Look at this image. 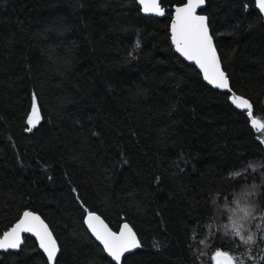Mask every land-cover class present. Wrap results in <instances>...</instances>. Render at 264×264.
<instances>
[{
    "label": "trees",
    "instance_id": "16d2710c",
    "mask_svg": "<svg viewBox=\"0 0 264 264\" xmlns=\"http://www.w3.org/2000/svg\"><path fill=\"white\" fill-rule=\"evenodd\" d=\"M182 2L160 0L161 17L136 0H0V232L27 208L57 238L59 264H116L83 225L95 211L136 233L127 264H215L217 250L264 264V134L174 52L168 21ZM201 11L232 92L264 123L254 0ZM33 94L40 123L28 132ZM233 221L253 243L237 242ZM0 264L47 262L23 235Z\"/></svg>",
    "mask_w": 264,
    "mask_h": 264
},
{
    "label": "snow or ice",
    "instance_id": "6c2138e0",
    "mask_svg": "<svg viewBox=\"0 0 264 264\" xmlns=\"http://www.w3.org/2000/svg\"><path fill=\"white\" fill-rule=\"evenodd\" d=\"M142 5V10L146 14L155 16H165L166 12L161 7L160 0H138ZM205 4V0H186L182 6L175 8V19L171 25V39L175 45V50L189 61H194L203 70V78L217 89H226L232 93L229 79L221 68V59L217 54L214 45V36L210 32L208 18L204 15H197L196 10ZM257 7L264 12V0H256ZM135 47L138 49L140 43L137 40ZM130 55H132L130 53ZM132 59L135 56L132 55ZM229 99L236 108L246 112L248 117H253V104L244 97L230 95ZM40 123L37 107V96L33 94L31 111L26 118L29 125L25 130L31 132ZM251 124L264 134V123L258 119H252ZM232 176L239 173H232ZM159 178H157V181ZM75 191V189L73 190ZM82 206H84L82 204ZM242 220H247L253 216L252 208L241 209ZM87 228L91 231L97 241L103 245L104 251L116 264H120L123 258L127 264L128 256L134 250L142 247L137 239L136 233L128 223H124L119 232L112 231L108 225L95 212L88 211L85 217ZM227 227V226H225ZM244 224L233 221L231 231L238 238V243L247 245L254 242L253 235L243 231ZM21 233H33L39 238V247L46 254L47 264H59V255L62 248L58 245L57 238L49 230L47 224L35 213L25 210L14 226L8 231H4L0 236V250L18 249L21 246ZM127 254V255H126ZM215 264H240L238 259L227 251L217 250L212 256Z\"/></svg>",
    "mask_w": 264,
    "mask_h": 264
},
{
    "label": "water",
    "instance_id": "95a60500",
    "mask_svg": "<svg viewBox=\"0 0 264 264\" xmlns=\"http://www.w3.org/2000/svg\"><path fill=\"white\" fill-rule=\"evenodd\" d=\"M136 3H137V5L139 6V10H140V12L142 13V14H144V15H152V14H146V13H144L143 12V10H142V5L138 2V0H136ZM186 3V0H183V2L182 3H179V4H175V5H172L171 6V16H170V19H169V21H168V28H167V31H168V36H169V40H170V43L172 44V47H173V50H174V52L179 56V57H181L186 63H188V64H192L194 67H195V69L199 72V74H200V77H201V79H202V81L203 82H205L208 86H210V87H212V88H214V89H217V88H215L213 85H211V84H209L204 78H203V70L199 67V65H197L194 61H189V60H187L184 56H182L179 52H177L176 50H175V45H174V43H173V41H172V39H171V25H172V23L174 22V19H175V8L177 7V6H182V5H184ZM205 5V4H204ZM204 5L203 6H201V8H198L197 10H196V14L197 15H204V16H206V14L205 13H203L202 11H201V9L202 8H204ZM254 5H255V7H256V9H258V11L260 12V14H261V16L263 17V19H264V12H262L258 7H257V4H256V0H254ZM163 8V7H162ZM207 17V16H206ZM218 54V53H217ZM221 68H222V66H221ZM223 70V69H222ZM224 71V70H223ZM225 72V71H224ZM217 90H221V91H226V92H228L226 89H217ZM234 92H232V93H229L228 92V94H229V96H228V101L230 102V104H232L234 107H235V105L231 102V100L229 99V97H230V95H232ZM235 95H238V94H236V93H234ZM238 96H241V95H238ZM241 97H243V96H241ZM245 98V97H244ZM236 108V107H235ZM236 109H238V108H236ZM238 110H241V109H238ZM246 113V112H245ZM246 116H247V114H246ZM247 118H248V121H249V125L251 126V128H253V129H255V130H258L256 127H253L252 126V124H251V120L252 119H257L256 117H248L247 116ZM25 210H28V211H31V212H33V213H35L36 215H38V216H40L37 212H35V211H33V210H30V209H27V208H24V209H22L20 212H19V214H18V216L16 217V219L6 228V229H4L3 231H1L0 232V236H2V234H3V232L4 231H8V230H10V228L12 227V226H14L15 225V223H17L18 222V220L21 218V216H22V214H23V212L25 211ZM92 212H95V211H92ZM97 215H99L100 217H101V219L102 220H104L103 218H102V216L99 214V213H97V212H95ZM86 214H87V212L83 215V217H82V222H83V225H84V227H85V229L87 230V232L90 234V236L93 238V240L101 247V249H102V251L104 252V254L110 259V260H112L108 255H107V253L104 251V249H103V245L99 242V241H97L96 239H95V237L93 236V234L91 233V231L87 228V224H86V222H85V217H86ZM40 218L44 221V223L45 224H47L46 222H45V220L40 216ZM104 222L106 223V221L104 220ZM124 223H127L126 221H122V222H120L119 223V225H118V227H117V229H115V230H113V229H111L109 226V228L112 230V231H114V232H119L120 230H121V228H122V226H123V224ZM107 224V223H106ZM48 225V224H47ZM108 225V224H107ZM130 226V225H129ZM49 227V226H48ZM131 227V226H130ZM132 228V227H131ZM49 230L51 231V229H50V227H49ZM133 230V229H132ZM134 231V230H133ZM23 235H28V236H30V237H32L34 240H35V243H36V246H37V248L42 252V254L44 255V257H45V260H46V254L43 252V250L39 247V238L36 236V235H34L33 233H21V239H22V237H23ZM138 239V238H137ZM9 250H13V251H16V250H18V249H9ZM214 255H215V253H214ZM113 261V260H112ZM46 262H47V260H46ZM114 262V261H113ZM116 263V262H115Z\"/></svg>",
    "mask_w": 264,
    "mask_h": 264
},
{
    "label": "rangeland",
    "instance_id": "374dc122",
    "mask_svg": "<svg viewBox=\"0 0 264 264\" xmlns=\"http://www.w3.org/2000/svg\"><path fill=\"white\" fill-rule=\"evenodd\" d=\"M223 208V207H222ZM216 252V251H215Z\"/></svg>",
    "mask_w": 264,
    "mask_h": 264
}]
</instances>
